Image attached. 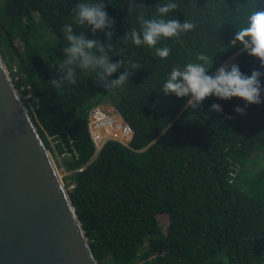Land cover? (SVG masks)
<instances>
[{
  "label": "trees",
  "instance_id": "1",
  "mask_svg": "<svg viewBox=\"0 0 264 264\" xmlns=\"http://www.w3.org/2000/svg\"><path fill=\"white\" fill-rule=\"evenodd\" d=\"M78 2L0 0V55L15 86L33 98L26 107L44 145L70 173L62 181L97 263L264 264V90L262 103L244 115L235 112L245 108L239 98L210 96L194 110L187 97L162 95L173 67L203 63L199 55L209 58L210 76L232 57L243 74L264 73L257 58L232 44L256 0H173L179 9L168 18L197 27L158 42L171 49L167 59L123 38L140 30L141 9L128 11L133 0H101L115 21L111 62L122 61L110 79L130 63L140 69L122 90H107L95 73L79 69L75 85L57 89L50 81L59 79L65 24L108 43L104 31L93 36L75 23ZM134 2L151 18L164 0ZM260 83L264 89V75ZM105 101L132 136L127 147L107 141L95 155L87 113ZM213 104L222 111H210ZM159 215L168 216L165 231Z\"/></svg>",
  "mask_w": 264,
  "mask_h": 264
},
{
  "label": "water",
  "instance_id": "2",
  "mask_svg": "<svg viewBox=\"0 0 264 264\" xmlns=\"http://www.w3.org/2000/svg\"><path fill=\"white\" fill-rule=\"evenodd\" d=\"M0 264H98L1 55Z\"/></svg>",
  "mask_w": 264,
  "mask_h": 264
},
{
  "label": "clouds",
  "instance_id": "3",
  "mask_svg": "<svg viewBox=\"0 0 264 264\" xmlns=\"http://www.w3.org/2000/svg\"><path fill=\"white\" fill-rule=\"evenodd\" d=\"M257 5V0H256ZM255 7L247 18V26L236 31L232 44L239 43L248 55L257 58L261 67H264V9L257 10ZM106 5L101 0H79L74 5L75 23L87 26L93 36L99 31H104L108 40L107 45L101 43L98 38H87L84 33L75 32L71 24L63 27L64 38L67 46L62 49L63 60L58 68L59 79H52L50 83L57 89L65 85H75L77 83V69L95 73L97 83L108 89H123L129 82L132 73L140 69L138 63H130L117 79H110L114 73L122 69V61L111 62L109 56L113 26L115 21L109 18L105 11ZM134 8L141 9L138 13L140 30H129L124 39H131L136 46L146 45L155 49V55L161 59H167L171 49L169 47L157 48L158 42L162 38H175L182 34L193 31L197 25L185 20L180 23L177 19L168 18L179 9V5L173 0H164L158 4L156 14L151 18H146L143 11L144 6H138L134 0L130 4L128 11ZM203 63H187L183 68L174 66L166 82L162 87V95L167 97L174 94L177 98L187 97L186 107L197 109L202 102L210 97L224 101L232 98H239L245 101V108L236 107L235 112L240 115L246 114L248 105H259L262 103V86L260 77L264 75L260 71H253L250 76L243 74L238 65L221 66L215 76L208 75L212 68L206 67L209 58L206 55H199L196 58ZM210 111L221 112L218 104L211 105Z\"/></svg>",
  "mask_w": 264,
  "mask_h": 264
},
{
  "label": "built area",
  "instance_id": "4",
  "mask_svg": "<svg viewBox=\"0 0 264 264\" xmlns=\"http://www.w3.org/2000/svg\"><path fill=\"white\" fill-rule=\"evenodd\" d=\"M16 89L25 107L26 105L32 107L33 98L29 93H25L26 89L23 86L16 87ZM87 128L95 148V155L107 141H116L127 147L132 136L131 129L122 121L112 107H101L98 105L90 109L87 113ZM82 170L83 168L77 169L78 172ZM73 188L74 186L72 185L68 190Z\"/></svg>",
  "mask_w": 264,
  "mask_h": 264
},
{
  "label": "rangeland",
  "instance_id": "5",
  "mask_svg": "<svg viewBox=\"0 0 264 264\" xmlns=\"http://www.w3.org/2000/svg\"><path fill=\"white\" fill-rule=\"evenodd\" d=\"M225 64H227V65L229 66V67H228V70H231V65H233V64L236 65L235 58H234V57L230 58V59H229L227 62H225L223 65H225ZM223 65H221V66H223ZM221 66H220V67H221ZM220 67H218L217 69H215V70L212 72V75H211V76H215L217 70H218ZM105 102H106V103H104V104H102V105H100V106H101V107H102V106H105V107H110V108H111V106L108 104V101H105ZM50 154H51V157H52V159H53V162H54L55 165H56V168H57L58 174H59L61 180H63L64 177L70 175V173H66L65 171H63L62 169H60V168L58 167V164L60 163L59 158H58L55 154H53V153H50ZM247 168H248V166H247ZM250 170H251V167L249 166L248 171H250ZM62 182H63V181H62ZM157 221H158L159 226H160V228L162 229V231H165V230H166V227H167V225H168V223H169L168 216H167V215H159V216H157Z\"/></svg>",
  "mask_w": 264,
  "mask_h": 264
}]
</instances>
